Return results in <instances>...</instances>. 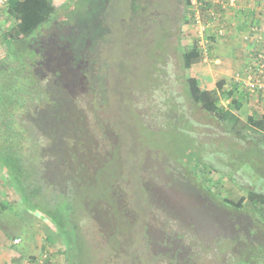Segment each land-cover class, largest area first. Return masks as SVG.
I'll return each instance as SVG.
<instances>
[{"label": "rangeland", "instance_id": "rangeland-1", "mask_svg": "<svg viewBox=\"0 0 264 264\" xmlns=\"http://www.w3.org/2000/svg\"><path fill=\"white\" fill-rule=\"evenodd\" d=\"M67 1L53 0L64 23L55 30L53 39L45 43L51 45V59L48 57V60L54 63L62 57L68 86H72L70 64L73 63L70 60H79L81 67L84 66L87 77L92 79L94 91L90 94L99 97V101L90 102L85 85H81L80 104L89 126L95 130L101 128L104 134V138L97 135L91 142V148L98 151L97 160L92 156L94 181L78 196L79 202L85 204L80 203L73 218L78 226L77 251L83 264H149V258L163 254L165 241L161 223L166 219L158 218L157 227L152 215L154 211L163 208L165 218L169 217V212L179 211L192 199L191 190L189 192L192 185L203 184L232 200L246 196L244 190L217 171L197 165L194 159L199 156L200 149L191 159L184 152L193 146L192 135L184 133L189 127L195 133L212 135L217 132L216 128L224 126L217 117L188 98L184 76H192L196 66L194 63L187 72L183 71L181 60L182 51L196 45L197 62H201L200 36L208 40L213 38L212 29L216 23L219 20L225 22L222 9L210 0H191L201 4L198 25L191 19L183 22L184 16H191L195 10V5L185 9L184 0H134L133 4L131 0H76L70 5V11L65 8ZM208 10L218 14L217 21L211 20ZM138 15L154 18L140 21ZM172 16L181 17V22L178 28L170 30L169 18ZM13 26L6 9L2 8L0 58L5 54L6 32ZM260 47L264 52V45ZM159 49L163 52L156 53ZM58 50H61L60 56H55ZM247 54V60L253 58L254 48ZM69 57L75 59L67 60ZM36 59L40 60L39 57ZM251 61L255 60H248L245 68ZM73 66L79 67L75 63ZM241 73L233 74L234 82L236 75ZM180 77L183 79L181 84ZM228 84L225 91L233 88L231 79ZM217 87L214 91H218ZM165 88L173 96L170 97ZM254 94L264 95L261 92ZM168 97L170 103L165 102ZM176 99L180 105L172 111V101ZM230 102L229 97L222 95L218 106L226 109ZM249 108L250 117L249 112H236L246 123L259 118L261 113L253 104ZM176 111L182 114L178 117L179 130L169 128ZM188 121L193 123L192 126L187 124ZM204 157L214 163V160L219 161V164L222 159L216 152ZM224 162L231 164V156L226 155ZM0 206V214L10 211V216L14 213L17 218L12 227L7 218L0 219V234L5 239H0V264H68L69 250L64 240L50 222L36 225L38 217L30 220L22 213L27 208L29 214L34 210L18 202L2 172ZM108 210L117 218L116 227L123 225L115 228V234L108 230L109 225L107 229L104 227L106 221L101 217L102 214L106 216ZM181 217L190 220L184 215ZM40 221L44 222L43 219ZM14 239L18 241L14 243Z\"/></svg>", "mask_w": 264, "mask_h": 264}, {"label": "trees", "instance_id": "trees-1", "mask_svg": "<svg viewBox=\"0 0 264 264\" xmlns=\"http://www.w3.org/2000/svg\"><path fill=\"white\" fill-rule=\"evenodd\" d=\"M75 2L68 0L65 8L70 11ZM190 5L191 0H184L185 9ZM58 10L53 0H9L6 14L14 26L6 32L5 54L0 58V172L18 202L44 217L64 240L68 264H83L73 218L80 203L85 204L79 202V194L94 181L92 156L97 160L98 151L91 148V142L104 134L101 128H91L84 116L79 89L87 79L92 88V79L82 78L79 60H70L79 66L70 64L72 86L67 85L62 57L54 63L48 60L51 45L45 43L64 23ZM189 19L194 21L193 11L183 22ZM197 58L196 45L183 50L182 70L187 72ZM184 80L190 101L224 125L213 136L189 127L184 133L192 135L193 146L184 152L191 159L200 149L194 159L197 165L217 171L246 196L232 200L203 184L192 185V199L181 212H169L165 218L163 208L154 211L155 224L158 218L167 223H161V230L165 229L163 254L149 258V264H264V115L243 122L236 114L239 105L232 98L234 90L226 94L219 84L218 91H206L195 78L185 75ZM222 95L232 99L226 109L218 106ZM165 102L170 103V97ZM176 105H180L177 99L172 101V111ZM181 115L176 111L169 128L179 130ZM211 152L220 154V164L205 159ZM226 155L231 156V164L224 162ZM235 164L238 167L230 169ZM101 217L113 234L115 228L123 227L120 223L116 227L117 218L110 210Z\"/></svg>", "mask_w": 264, "mask_h": 264}, {"label": "crops", "instance_id": "crops-1", "mask_svg": "<svg viewBox=\"0 0 264 264\" xmlns=\"http://www.w3.org/2000/svg\"><path fill=\"white\" fill-rule=\"evenodd\" d=\"M220 7L225 22L221 23L219 20L216 23L215 28L212 29L213 38H210L212 45L209 48L210 61L208 63H202L200 61L196 62V67L193 70V75L191 77L195 78L198 86L202 88L204 87L206 91L216 89L218 84L225 89L224 87L229 85L228 82L231 79L233 88H227L226 91H228V89H234L236 95L232 98L238 102L239 110L249 112L248 117H250L252 116V113L250 112L251 108L248 110V107L253 104V107L256 106L260 108V116H262L264 115V95L250 94L239 88L232 79L233 74L238 72H242L241 74H243L245 65L248 61L246 56L248 55L247 52L252 48L261 50L259 49L261 48L260 45H264V32H251L249 28L253 24H258V26L264 25V21L258 18L260 1L239 0L235 6L221 4ZM223 35L224 37H222ZM235 89H237V91ZM11 210L13 213L12 208ZM28 210V208L27 210L24 209L22 210V213L26 214L30 220L38 217L39 220L38 222L36 221V225L38 223L41 225L42 223H48V221L35 210L31 211V214H29ZM9 212L10 211L6 213L3 211L0 214V219L7 218L6 220H8L9 227H12V223L16 222L17 218L16 214L14 215L13 213L10 216ZM13 218H16V220L13 221ZM41 219H43L44 222H41ZM15 224L18 226L17 223ZM22 225L25 226L26 224L22 223ZM18 228L20 230L19 226ZM3 237L4 236L0 234V239L5 241Z\"/></svg>", "mask_w": 264, "mask_h": 264}, {"label": "built area", "instance_id": "built-area-1", "mask_svg": "<svg viewBox=\"0 0 264 264\" xmlns=\"http://www.w3.org/2000/svg\"><path fill=\"white\" fill-rule=\"evenodd\" d=\"M212 4H226L229 6H235L239 0H210ZM260 1V8H259V14L258 18H260L262 21H264V0ZM9 0H0V10L2 8L7 9ZM195 5V10H193V19L196 24H200V18H199V9L198 7L201 6V4H195L194 1H191V5ZM208 15L211 19L215 20L217 19V15L213 10H208ZM251 32H257V33H263L264 32V25L253 24L250 27ZM202 37V36H201ZM201 61L203 63H208L210 61V53H209V46L210 43L204 39L201 38ZM255 54L253 55V58L248 60H255L248 62L247 67L245 68L243 74H237L235 77V83L240 87H242L243 90H245L248 93L254 94V93H264V52L263 50H257L254 49ZM18 240L14 239V243H16Z\"/></svg>", "mask_w": 264, "mask_h": 264}, {"label": "flooded vegetation", "instance_id": "flooded-vegetation-1", "mask_svg": "<svg viewBox=\"0 0 264 264\" xmlns=\"http://www.w3.org/2000/svg\"><path fill=\"white\" fill-rule=\"evenodd\" d=\"M131 2H132V4H133V2H134V0H131ZM134 6V5H133ZM180 14H181V16H182V10L180 11ZM154 15V14H153ZM139 17V15L137 16V18ZM180 17V16H179ZM154 18V17H153ZM152 18V15H151V17H148V18H143L142 17V15L139 17V20L140 21H145V20H149V19H153ZM181 17L180 18H178V17H175V16H172V17H170L169 18V25H170V30H173L174 28H178L179 27V25H180V22H181ZM159 20H161V19H159ZM150 23H153L152 21L150 22ZM174 24H176V26H174ZM163 36H164V34H163ZM81 45V44H80ZM160 51H156V53H158V52H163L161 49H159ZM84 52V51H83ZM70 58H72V59H75V58H73V57H69V59L67 58V60H70ZM51 59V58H50ZM53 60V59H52ZM82 68V70L84 71L83 73H82V78H84V79H87L88 77V75L86 74V72H87V70L85 71V69H84V66L83 67H81ZM84 74H86V76L84 75ZM181 78V77H180ZM173 81H175V84H177V81H176V79H173ZM183 82V79L181 78L180 79V84ZM88 85V86H87ZM85 87H86V93H87V98L89 97L90 98V102H97V101H99V97H97L96 95H92V94H90L92 91H94V89H92L91 88V83L88 81V84H87V81H86V83H85ZM165 90V92H167L168 93V95H170V97L171 96H173V94L170 92V90L169 89H167V88H165L164 89ZM89 101V100H88ZM179 101V100H178ZM176 107L177 108H179V105H176Z\"/></svg>", "mask_w": 264, "mask_h": 264}, {"label": "clouds", "instance_id": "clouds-1", "mask_svg": "<svg viewBox=\"0 0 264 264\" xmlns=\"http://www.w3.org/2000/svg\"><path fill=\"white\" fill-rule=\"evenodd\" d=\"M9 4V3H8ZM219 5V4H218ZM8 7V6H7ZM201 37V36H200ZM204 38V37H203ZM204 39H206L209 43H210V46L212 45L211 44V41L210 40H208L206 37L204 38ZM210 46H209V48H210ZM209 53H210V49H209ZM202 62V61H201Z\"/></svg>", "mask_w": 264, "mask_h": 264}]
</instances>
